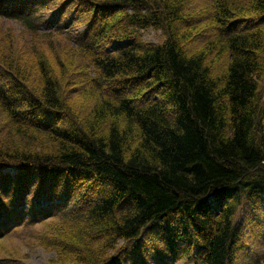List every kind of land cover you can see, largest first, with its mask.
<instances>
[{
    "label": "trees",
    "instance_id": "16d2710c",
    "mask_svg": "<svg viewBox=\"0 0 264 264\" xmlns=\"http://www.w3.org/2000/svg\"><path fill=\"white\" fill-rule=\"evenodd\" d=\"M64 1L11 4V13L0 5V18L35 38L25 55L29 41L0 33V169L24 170H0V218L9 223L35 193L62 201L61 230L41 242L59 255L50 264H152L141 252L149 246L159 264L179 254L181 264H237L238 209L264 207V0H84L94 13L75 48L42 33L37 14L47 5L61 14ZM147 31L159 42L144 40ZM44 39L60 57L91 62L93 73H79L80 99L91 90L80 130L54 126L76 112ZM158 227L163 248L150 237Z\"/></svg>",
    "mask_w": 264,
    "mask_h": 264
},
{
    "label": "rangeland",
    "instance_id": "374dc122",
    "mask_svg": "<svg viewBox=\"0 0 264 264\" xmlns=\"http://www.w3.org/2000/svg\"><path fill=\"white\" fill-rule=\"evenodd\" d=\"M89 1L94 2V0ZM83 2L84 0L64 1L63 6H65V9L62 11V15L64 14L65 18L60 21L59 24H62L65 21L64 30H71V28L73 27L75 28L72 29L70 33L63 32L62 34H60L58 36L59 38L56 39L58 45H65L66 41L69 40V48L77 47V38H80L85 33V26H88L92 22V15L94 12L90 11L89 9L94 8L91 7L90 4H82ZM203 5H205V3ZM51 8L52 7L50 5H47L46 7L40 9L37 14L41 13L39 16H43V13L53 11V9ZM73 9H75V11L79 10L80 14L84 11L91 12L89 14L84 13L85 17L81 22L82 26L78 22H74L73 25L71 24V20L74 19L73 17L71 19V15L74 12ZM49 14L50 13H47L44 16L48 17ZM47 24L48 22L44 23V25ZM77 28L80 29L76 31ZM4 30L10 33L13 39L16 38L18 40H22L23 42L25 40L30 42V47L28 48L25 55H27L28 52H35L34 46L32 47L35 38L29 32H25L19 24L9 19L0 18V33ZM43 30L46 31V33L44 31H42V33H45L47 35L55 32V29L50 28L48 29L43 27ZM143 39L148 42H159L160 34L154 31H147L144 33ZM23 42H21L20 44L25 45V42ZM43 42L44 52L52 60L55 67L60 69V71L59 69L58 71L59 73H61L62 77L60 86L63 100L64 98L66 99L65 101H67L68 107L73 108L71 106H74L76 112V114H70L69 112L67 113V115L64 114L63 118H58V120L60 121L56 119V125L54 124V126H57L60 129L67 128L71 130L76 129L75 127H77L78 130H80V121L83 119L82 112L88 110V101L91 97V90L87 88L84 92L83 99H80V94L78 91L81 87L80 83L84 85H86L87 83H84L86 81L84 77H79V73L85 70H90L93 73L91 62L88 59L82 57V55L80 57H77L76 55L72 54L71 51L67 55H65L66 57H60L59 55L61 54V52L59 50H56L52 45H49L47 39H44ZM91 42H93L92 39ZM62 59L68 63V67L65 66L66 69L64 71H61L58 62V60L62 61ZM78 69L81 70L77 71ZM73 74L74 79H72ZM92 76V78H95L94 74ZM70 79H72V81ZM5 169L6 167H3V169L0 170L4 171ZM38 173L43 174L44 172L42 171ZM213 200L211 201L213 209L212 213L214 212L217 214L218 212H220L221 205L218 200ZM238 210V220L240 223L239 233L241 239L239 240L238 255L235 257V259L237 260V264H261V262L264 261V207L263 205L251 207L244 204V206L242 205ZM50 221L42 223L34 230H23L18 234L8 235L5 238L1 239L0 264H50L51 261L56 260L57 256L59 255L57 253L49 252L41 245V242H43L44 238L48 239L50 236H53L54 233L60 231L62 228V223L60 224L59 218H54ZM181 233L180 235H183V232ZM150 237L153 240V245L163 248L165 241H167L168 239V234L165 230H163L162 227H158L156 231L154 230V234H152ZM152 248V246H149L147 248L148 250H145L143 248L144 250L142 249L141 252L145 255L146 258H148L150 262H152V264H159L155 261L154 258V253H158V250L156 251ZM104 252L106 253L107 251L105 250ZM107 253L110 254V252ZM258 260L259 262H257ZM129 262H125L124 264H129ZM180 262L184 261L181 260Z\"/></svg>",
    "mask_w": 264,
    "mask_h": 264
},
{
    "label": "bare ground",
    "instance_id": "6f19581e",
    "mask_svg": "<svg viewBox=\"0 0 264 264\" xmlns=\"http://www.w3.org/2000/svg\"><path fill=\"white\" fill-rule=\"evenodd\" d=\"M29 2H30V0H18V5H16L15 6V9H17V10H19L20 9V7H19V5L20 4H22V3H24V6L26 5V4H29ZM23 6V7H24ZM75 11V10H74ZM62 12V11H61ZM51 17H53V16H51ZM57 19L56 20H59V21H62L65 17H64V14L62 15V13H61V15H58V13H56V16H55ZM54 20V19H53ZM263 103H264V93H263ZM67 181V180H66ZM65 183H67V182H65ZM90 187H89V185L87 186V187H83L82 189H80L79 191H77L78 193L76 194V195H83V196H87L88 195V193H89V191H90ZM61 193L63 192V190H61L60 191ZM69 193V192H68ZM65 194H67V193H65ZM19 198H21L22 199V196L21 195H19ZM76 199H75V197L74 198H72V199H70V202H69V207L71 208V211L72 210H74V209H76V208H78V205H77V203H76V201H75ZM90 205H88V204H84V205H82L81 207H79V209H85V208H87V207H89ZM63 208V207H62ZM62 208H58V209H55V210H59V209H62ZM40 217H43L42 215L41 216H39V218ZM25 220H27V221H31V219L30 218H24Z\"/></svg>",
    "mask_w": 264,
    "mask_h": 264
}]
</instances>
